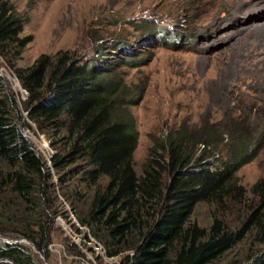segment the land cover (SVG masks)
<instances>
[{
  "label": "trees",
  "instance_id": "1",
  "mask_svg": "<svg viewBox=\"0 0 264 264\" xmlns=\"http://www.w3.org/2000/svg\"><path fill=\"white\" fill-rule=\"evenodd\" d=\"M24 25L15 5L0 0V58L15 67L28 92L19 101L0 72V231L27 238L50 259L56 217L72 220L56 187L82 176L84 186L62 189V195L108 257L132 251L120 264H212L248 240L252 250L226 264H264V180L248 189L237 175L262 150V130L235 116L205 119L193 129L181 125L152 137L140 174L135 170L140 132L129 109L140 101V89L126 82L121 68L144 65V57L122 41L113 45L123 53L117 61L99 49L88 59L59 50L17 68L34 40L22 34ZM33 125L48 136L49 159L23 133L22 126L32 130ZM223 150L226 155L218 159ZM200 202L218 212L209 228L191 222ZM80 247L68 244L76 256L84 255ZM31 248L6 242L0 264H36ZM96 258L103 261L102 255Z\"/></svg>",
  "mask_w": 264,
  "mask_h": 264
},
{
  "label": "rangeland",
  "instance_id": "2",
  "mask_svg": "<svg viewBox=\"0 0 264 264\" xmlns=\"http://www.w3.org/2000/svg\"><path fill=\"white\" fill-rule=\"evenodd\" d=\"M9 1L25 20L22 34H31L34 39L18 58L17 68L32 65L41 54L54 55L59 50L88 59L94 58L99 49L107 52V60L117 61L123 53L113 45L122 41L130 51L134 49L144 57V65L121 68L126 82L140 89L136 95L140 101L129 108L140 132L135 151V170L140 174L153 145L152 137L168 134L181 125L193 129L205 119L226 121L235 116L239 120L248 118L247 122L264 132V0ZM161 31L165 34L161 35ZM0 72L11 83L19 101L27 98L16 78L15 67L2 58ZM22 129L39 154L46 159L53 155L47 135L39 133L35 125L32 130L23 126ZM225 155L226 150L216 154L218 159ZM237 175L248 189L264 180V146ZM58 181L54 174L56 185ZM65 183L63 188L57 186L56 191L72 220L68 221L64 214L56 217L53 242L48 246L51 258L35 249L30 241L23 242L35 249L30 250L36 264H78L84 259L92 264H120L132 251L106 257L102 241L90 228L79 224L62 195V189L72 191L84 186L82 176ZM93 190L87 196L89 201ZM215 214V207L200 202L191 222L209 228ZM76 227L83 231L78 233ZM4 233L9 236H3ZM23 239L26 238L0 231V247ZM249 241L212 264L244 258L252 250ZM71 242L81 246L83 256L71 254ZM85 242L97 253L87 249L82 244ZM98 255H102L103 261L96 258Z\"/></svg>",
  "mask_w": 264,
  "mask_h": 264
},
{
  "label": "water",
  "instance_id": "3",
  "mask_svg": "<svg viewBox=\"0 0 264 264\" xmlns=\"http://www.w3.org/2000/svg\"><path fill=\"white\" fill-rule=\"evenodd\" d=\"M29 243V240L26 238V239H23V240H17V242L16 243ZM31 243V242H30ZM33 245V244H32ZM33 247L35 248V249H37L34 245H33ZM38 250V249H37ZM41 252V251H40Z\"/></svg>",
  "mask_w": 264,
  "mask_h": 264
},
{
  "label": "built area",
  "instance_id": "4",
  "mask_svg": "<svg viewBox=\"0 0 264 264\" xmlns=\"http://www.w3.org/2000/svg\"><path fill=\"white\" fill-rule=\"evenodd\" d=\"M25 92H26V94H28V92L25 90ZM105 253H106V251H105ZM105 256L107 257V254H105ZM109 258H114V257H109Z\"/></svg>",
  "mask_w": 264,
  "mask_h": 264
},
{
  "label": "bare ground",
  "instance_id": "5",
  "mask_svg": "<svg viewBox=\"0 0 264 264\" xmlns=\"http://www.w3.org/2000/svg\"><path fill=\"white\" fill-rule=\"evenodd\" d=\"M35 250V249H34Z\"/></svg>",
  "mask_w": 264,
  "mask_h": 264
}]
</instances>
